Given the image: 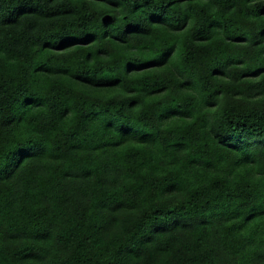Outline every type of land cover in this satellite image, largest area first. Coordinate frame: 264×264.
<instances>
[{"label":"trees","instance_id":"obj_1","mask_svg":"<svg viewBox=\"0 0 264 264\" xmlns=\"http://www.w3.org/2000/svg\"><path fill=\"white\" fill-rule=\"evenodd\" d=\"M0 264H264V0H0Z\"/></svg>","mask_w":264,"mask_h":264}]
</instances>
